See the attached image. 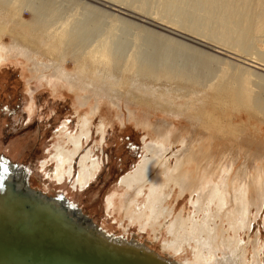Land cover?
<instances>
[{
	"label": "bare ground",
	"instance_id": "obj_1",
	"mask_svg": "<svg viewBox=\"0 0 264 264\" xmlns=\"http://www.w3.org/2000/svg\"><path fill=\"white\" fill-rule=\"evenodd\" d=\"M7 35L9 43L4 42ZM262 35L264 0H0V65L22 57L39 82L65 86L90 108V113H79L77 132L66 134L50 157L55 165L50 177L59 184L69 180L76 189H84L99 167L93 149L80 151L104 100L116 106L124 101L133 117L137 107L131 104L139 103L172 116H188L208 129L222 126L218 121L227 115L224 105L264 117V67L245 60L260 55L256 42L263 40ZM68 56L77 70L68 69ZM219 110L223 111L218 114ZM137 124L153 128L156 136L149 142L144 138L141 160L121 175L123 192L109 193L106 208L127 233L132 226L141 233L151 230L156 243L166 233L161 250L135 236L127 238V233L113 234L93 217L98 232L87 224L78 223L79 227L154 263L264 264L259 238L246 232L257 217L253 208L260 212L264 204V159L250 155L257 162L255 172L245 166L231 178L234 164L212 166L220 150L216 156L209 147L191 148L183 134L176 135L172 126H154L149 116ZM98 131L104 141V120ZM175 142L182 147L174 150ZM206 143L208 138L204 147ZM25 175L19 165L0 163V192L6 180L20 181ZM188 193L193 210L186 214L183 209L174 217L173 200ZM69 204L86 214L70 199ZM189 248L191 256H187Z\"/></svg>",
	"mask_w": 264,
	"mask_h": 264
},
{
	"label": "rangeland",
	"instance_id": "obj_2",
	"mask_svg": "<svg viewBox=\"0 0 264 264\" xmlns=\"http://www.w3.org/2000/svg\"><path fill=\"white\" fill-rule=\"evenodd\" d=\"M25 15L27 19L30 18L28 11H25ZM206 28H203L202 31H207L208 28ZM262 39L261 42L260 40L256 42L258 45H256V48H259V50H261L260 52L263 53L262 55H264V35H262ZM4 42H10L8 35L4 36ZM242 46L244 48V45ZM261 53L260 55L257 54L259 57L254 54L253 56H249V59L245 60H247L248 63L252 61V63L264 67ZM228 54L231 55L230 53ZM254 56L256 57L254 58ZM256 59H258L259 62ZM66 60L69 70H77L71 56H68ZM232 60L235 59L233 58ZM30 68V63L22 57H11L0 65V163L7 164L9 167L12 165L21 166V170L26 173L29 184L32 187L40 188L49 193L61 192L65 194L72 202L77 203L86 214L93 217L96 222L113 234L124 235V233L127 232H125L124 227L120 226L119 222H116L114 215L107 212L106 197L109 193L114 191L118 193L123 192L122 187L119 186L121 175L134 168L141 160V153L145 150L144 138H147L149 142L156 136L153 128L148 129L137 124L138 122L141 123L146 116L150 117L154 126H172L171 128L174 129L176 135L183 134L188 141L190 140L191 148H203L207 150L208 147H211L210 149L208 148V152L210 153L212 151L213 155L216 156L221 151L218 154L220 156L216 157L218 161L215 160L216 158H213L216 163L213 161L212 166L215 164V167L218 168L222 164H228L232 167L234 164L231 178H234L235 175L237 176L240 171H244L246 167L247 170L251 169L254 173V165L257 162L252 159H254V157L264 159V117L262 114L259 116L260 114L251 113L249 110L243 108L239 109L235 107V105H224L227 115L225 118H219L218 121L223 122L221 123L222 126L218 125V127L215 126L208 129L203 127L201 122H195L194 119L188 116H172L157 108L145 107L139 103H135L134 106L131 104L133 108L137 107L136 117H133L130 116V112L128 111V106L130 105H126L124 101L120 103L121 106H116L115 104L113 105L112 102L106 100H104V102L102 100L104 103L101 105V114L96 116L93 121V135L91 134L87 141L84 140V142H86L83 144V148L80 151L81 153L85 150V153L87 150L93 149V155L99 162L96 175L88 182L84 189L80 187H78V189L74 188L73 183L69 180L65 183H63V180V184H59L58 181L50 177L51 171L55 168L50 158L52 154H54V146L61 143L63 139H65L66 134H74L77 132L78 115L90 113V108L88 105H81L77 95L61 84L47 83L45 81H40V83L36 75L34 74V76L32 74ZM221 111L223 110H219L218 114H220ZM101 120H104L106 125L104 141H102L101 134L98 131ZM166 120L168 124L165 122ZM171 122H173L172 125ZM193 126L196 127L194 128ZM251 134L256 136V138ZM190 135H193V137ZM202 135H204V139L200 138ZM206 135L209 136L206 137ZM217 135L220 137L218 138ZM188 136H190V138H188ZM258 136H260V140ZM215 137L217 138L215 139ZM249 137L251 138L248 139ZM207 138L209 143H206L207 145L204 147L203 145H205ZM224 138L226 140H224ZM238 139L240 141H237ZM236 143L238 145H236ZM240 144L242 146L244 144L247 147L244 146L242 148ZM181 147L182 146L178 142L173 144L174 150ZM227 149L231 150L228 152ZM233 149H235V151ZM221 154H223V157ZM227 155L228 157L230 155L233 159L229 157V159H227L228 161H226L224 156ZM250 155L252 159L249 157ZM77 160L76 157V163L74 165L76 174L79 170ZM221 160H223L224 163ZM232 160L234 161L232 162ZM250 160L254 162H250ZM205 162H207L206 159H203L202 163L205 164ZM73 173L74 172H72V174ZM190 199V193H188L186 198L183 196L180 200H176L175 197L172 202V206L175 208L174 217L183 209L186 214L193 210L189 202ZM262 206L260 212L257 211V206L253 208V215L257 217H254L255 219H253L250 225L251 228L248 229L250 232H246L250 233L254 239L259 238V243L264 248V204ZM257 212H259V214ZM116 217L119 218V215L116 214ZM150 231L151 230L141 233L137 226H132L128 231L129 233H127L128 235L126 234L127 236H124L130 239L135 236L141 242L148 244L152 248L155 247L156 250L160 251L161 244L168 235L164 232L165 234H163L161 240L156 243L153 241L151 235L152 231ZM241 236L246 239L248 237L247 233L243 232ZM252 244L253 243H251L248 250L250 257L254 254V244ZM188 252L187 256H191L190 248ZM177 258L185 259L181 256H177Z\"/></svg>",
	"mask_w": 264,
	"mask_h": 264
},
{
	"label": "water",
	"instance_id": "obj_3",
	"mask_svg": "<svg viewBox=\"0 0 264 264\" xmlns=\"http://www.w3.org/2000/svg\"><path fill=\"white\" fill-rule=\"evenodd\" d=\"M5 183L0 192V264H159L79 227L97 228L65 194L32 187L26 175Z\"/></svg>",
	"mask_w": 264,
	"mask_h": 264
},
{
	"label": "flooded vegetation",
	"instance_id": "obj_4",
	"mask_svg": "<svg viewBox=\"0 0 264 264\" xmlns=\"http://www.w3.org/2000/svg\"><path fill=\"white\" fill-rule=\"evenodd\" d=\"M44 162V161H43Z\"/></svg>",
	"mask_w": 264,
	"mask_h": 264
}]
</instances>
